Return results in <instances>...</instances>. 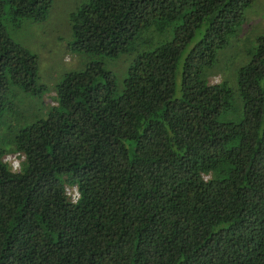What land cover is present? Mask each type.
<instances>
[{"label": "trees", "instance_id": "obj_1", "mask_svg": "<svg viewBox=\"0 0 264 264\" xmlns=\"http://www.w3.org/2000/svg\"><path fill=\"white\" fill-rule=\"evenodd\" d=\"M52 2L0 0V264H264L255 0H74L49 89L9 30Z\"/></svg>", "mask_w": 264, "mask_h": 264}, {"label": "rangeland", "instance_id": "obj_2", "mask_svg": "<svg viewBox=\"0 0 264 264\" xmlns=\"http://www.w3.org/2000/svg\"><path fill=\"white\" fill-rule=\"evenodd\" d=\"M82 1V0H78ZM74 0H53V9L47 19L40 23L24 21L18 29L9 30L10 37L17 43L27 48L37 57L38 81L47 88H51L60 78L63 72L79 69L85 62L86 57L66 49L68 41L67 31L64 24V13L72 8ZM248 16V19H247ZM263 17L258 20L257 18ZM245 21L253 24L252 33L244 43L243 48L252 46L254 35L258 29L264 26V0H255L254 4L245 11ZM258 27V28H257ZM241 37L243 35H240ZM242 43H240V46ZM233 47V46H232ZM230 47L227 51H231ZM230 59L227 63H230ZM233 62V61H232ZM125 63L120 60L108 61L107 67L113 72L122 71ZM218 76L211 77V81H218ZM52 92L45 95L44 100L51 102ZM13 170H17V158L8 155L5 158Z\"/></svg>", "mask_w": 264, "mask_h": 264}, {"label": "built area", "instance_id": "obj_3", "mask_svg": "<svg viewBox=\"0 0 264 264\" xmlns=\"http://www.w3.org/2000/svg\"><path fill=\"white\" fill-rule=\"evenodd\" d=\"M67 190H68V188H67Z\"/></svg>", "mask_w": 264, "mask_h": 264}]
</instances>
